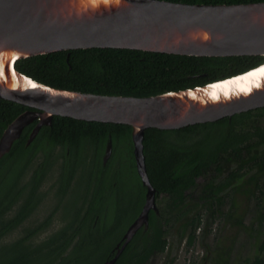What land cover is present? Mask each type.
Masks as SVG:
<instances>
[{
	"label": "trees",
	"instance_id": "trees-1",
	"mask_svg": "<svg viewBox=\"0 0 264 264\" xmlns=\"http://www.w3.org/2000/svg\"><path fill=\"white\" fill-rule=\"evenodd\" d=\"M170 1L231 4L264 0ZM262 63L264 55L198 56L132 48L90 47L20 58L15 67L33 79L56 88L142 97L202 86L244 73ZM26 107L0 97V138L6 127ZM254 116L248 110L178 129L147 128L144 154L151 182L159 191L173 192L177 206L186 200L185 189L194 185L196 176L200 174L216 170V175H213L220 176L230 169L233 162H238L239 170L248 169L246 175L237 173L242 180L255 168L261 169L263 159L258 158L264 156V127ZM30 127H25L11 149L0 157V264H103L113 255L115 242L137 216L145 199L144 186H141L142 190L137 187V192L133 193L135 186L132 188L129 183L131 175L139 179L132 126L55 115L52 123L43 125L27 145ZM172 133L176 134L173 138ZM109 134L113 140V154L104 166L102 155ZM85 146L93 148L91 162L97 169L89 170L88 174L93 177L97 174L100 179L102 175L108 176V164L122 156V171L115 170L112 177L122 176L121 183L126 181L131 186L125 202L122 193L116 189V180L108 182L111 192L122 197V202L116 206L111 225L101 227L103 188H94V191L89 188L85 194L80 192L79 196H84L83 203L76 206L77 212L73 217L68 220L63 217L65 224L61 228L39 242L34 241V237L51 224L54 214L61 208V199L69 195L77 166L86 164ZM57 147L61 149L62 161L58 180L53 186L57 185L55 196L59 201L45 219L25 227L17 239L3 242L4 236L22 226L47 195L48 191H44L42 185L58 159L54 155ZM248 161L254 163L248 165ZM254 174L250 176L255 178ZM91 178H86L88 185L93 181ZM105 181L103 177L102 185ZM106 189L107 196L109 192ZM89 194H92V199L86 197ZM203 199L199 197V201L190 204L189 211L184 215H176V220H185L184 227L191 228L190 243L196 239V229L203 221V215L198 210ZM97 202L100 204L96 205ZM97 214L99 218L94 228ZM260 222L263 235L256 254L248 259L247 264H264V212L260 215ZM149 232L155 236L149 235ZM150 239L155 240L152 242ZM163 244L161 221L151 214L149 230L146 233L136 232L114 264H139L148 259L153 249H161Z\"/></svg>",
	"mask_w": 264,
	"mask_h": 264
},
{
	"label": "water",
	"instance_id": "water-1",
	"mask_svg": "<svg viewBox=\"0 0 264 264\" xmlns=\"http://www.w3.org/2000/svg\"><path fill=\"white\" fill-rule=\"evenodd\" d=\"M90 47L198 56L264 55V1L0 0V97L39 109L23 111L6 127L0 138V157L36 118L27 144L43 125L52 123L54 115L132 126L138 173L148 189L144 207L125 233L124 243L103 263L114 264L137 230L148 225L149 211L156 206V189L144 154L145 130L178 129L264 106V76L255 87H231L224 92L214 86L255 67L202 86L139 97L56 88L15 67L20 58ZM111 153L110 141L105 160Z\"/></svg>",
	"mask_w": 264,
	"mask_h": 264
},
{
	"label": "rangeland",
	"instance_id": "rangeland-1",
	"mask_svg": "<svg viewBox=\"0 0 264 264\" xmlns=\"http://www.w3.org/2000/svg\"><path fill=\"white\" fill-rule=\"evenodd\" d=\"M175 136V133L171 134L172 138ZM119 155L120 154H118V156ZM119 158L121 159L118 160L117 158H115V161H111V164H108L107 166L109 177H106V181L104 182L103 186L106 185L109 193L102 203L103 209L101 210L103 215H101L100 217L101 227L111 225V222L113 221V215L117 210L116 206L118 205V203L122 202V197L118 196L116 193L111 192L108 187V182L115 179L117 182L116 189L118 190V192H120V188H122V176L118 178H115L114 176L112 177L113 170L120 168V171H122V156L120 155ZM57 170L58 166L56 165L53 167L51 173L49 174V177L46 178L45 182L42 185V189L44 191H48L45 199L40 203L35 212L23 223L22 226L4 236L3 242H9L17 239L22 235L23 229L25 227L33 226L36 223L42 221L48 214L50 209L53 207V205L59 201V198L55 195H52L53 192L51 190H48L49 185L57 176ZM262 177L263 176L259 177V183L261 184L264 179ZM81 181L82 182H80L78 187L76 188L72 185L69 195L64 199H61V215L67 220L76 214V206L83 203L82 198L84 196L80 197L79 195L81 193L85 194V192L82 191L85 190L86 186L84 184L85 181L82 179ZM129 183L130 185H132V188L135 186V190L133 192L135 193L138 186L135 175H131V180L129 181ZM93 184L94 186L92 188H95V181H92V185ZM128 186V183L123 184V188H126ZM252 191L255 190L253 189ZM252 191H248V185H243L242 183L241 191H239V194H230L229 200H225L224 204L221 206L219 214H217L215 217H210L207 227V233L203 237V244L200 238V235L204 230L203 227L205 226V224L203 223L201 226L202 228L198 230L199 236L193 247L188 248L185 244V240H180V242H178L174 264H201V257L204 254V249L206 246L211 251H215V257L217 258L215 261L218 260L220 254L223 255L221 257L225 259L223 264H247L248 259H252L256 254L258 243L263 235V225L260 222V215L262 212H264V193L256 190V192L253 194ZM87 197H89V199L93 198L92 194H89V196ZM99 204L100 202H97L96 205ZM204 205L200 209V211H203L202 214L205 222V217L208 216L209 212ZM229 213H231L230 217L228 216ZM64 224V219H61L60 214H56L53 217L49 227L43 233H41V235H37L36 237H34V241H41L46 235L52 233L53 231H56L58 228H60V226L62 227V225ZM1 246L2 245H0V247ZM8 256L9 254H7V257ZM164 259L165 256L159 259V264H163ZM211 261L213 260L209 258L208 264H212Z\"/></svg>",
	"mask_w": 264,
	"mask_h": 264
},
{
	"label": "flooded vegetation",
	"instance_id": "flooded-vegetation-1",
	"mask_svg": "<svg viewBox=\"0 0 264 264\" xmlns=\"http://www.w3.org/2000/svg\"><path fill=\"white\" fill-rule=\"evenodd\" d=\"M23 105H25V104H23ZM25 106H27V107L23 111L28 110V109H33V110L35 109V110L39 111V109H37V108L31 107V106H28V105H25ZM250 111H251V114H255L256 115L254 117L258 120V124H260L261 127H264V122H263L264 121V106H260V107L254 108V109H250ZM38 120L39 119L36 118L31 123L28 124V125H31V127L29 129V132H28L29 136H30L32 130L34 129V127L36 126ZM28 125H26L25 127H27ZM46 125H50V124H46ZM29 136H28V138H29ZM28 138H27V141H28ZM110 141L112 142V153H111L110 157L107 160H105L106 149H107V146H108ZM60 150L61 149H59V147H57L55 149V151H54V155L56 157H58V159L56 160L54 166L57 165L58 166V170H59V165L61 164V161H62V157L60 155ZM263 151H264V149H263ZM93 152H94V150H93L92 147L85 146L84 154H85V156H87V159L85 161L86 164L77 166L76 173H75V179L73 180V186L75 188L78 187L80 182H82L81 179L85 181L84 184H85L86 187H85L84 192L86 190H88L89 188H90V190L94 191V188H92L94 186V184L92 185V181H91V185L90 184L88 185L87 179H86V178L93 177V175L90 176L88 174L89 170H92V169L95 170L96 169V166L94 165L95 163L91 162V158L93 156ZM112 154H113V140L111 138V134H109L108 135V139H107L106 144H105V147H104L103 155H102V164L104 166L107 165V163L110 160ZM261 159H263V163L261 164L262 168L261 169L260 168H255L253 170V172L247 174L246 178H244L242 180H239V177H238L237 173L238 174L241 173V174H245L246 175L245 172L248 169L245 167V168H241L239 170L238 162H233L232 165H230V169L226 170L220 176H215L216 173H217L216 170L213 171V172H209V173L206 172V173H203V174H200V175L196 176L195 184L192 185V186H189L184 191L186 200L184 202H182V203H179L177 206L174 204L173 192L159 191L158 188L151 182L152 185L156 189V192H155V204H156V206L154 208H151L150 211H149L148 225L141 226L137 230V232L140 231L141 233H146L149 230V228H150V215L154 214L161 221V239H163L164 244L161 247V249L160 248L153 249V251L151 252V254L148 257V259L140 261L139 264H159L158 260L161 259L164 256H165V259L163 261V264H174L175 256H176L175 254L177 253V248H178V242H180V240L182 241L184 239L185 240V244H186V246L188 248L193 247L195 242L197 241L198 236H199L198 235V233H199L198 230L202 228L201 227L202 223L205 224V226L203 227L204 230H203L202 234L200 235L201 242L203 244V242H204L203 241V237L207 233V227H208V222L210 220V217L211 216L215 217L217 214H219L221 206L224 204L225 200H229L230 194H233V195L239 194V191H241L242 183H243V185L244 184L248 185V191H250V190L252 191L254 189L255 191H252L253 194L256 192V190H259L261 193H264V179L262 181V184L259 183L260 182L259 177L263 176L262 178H264V156L258 158V160H261ZM248 163H249L248 165H251L254 162L253 161H248ZM115 170L119 171L120 168L115 169ZM115 170H113V172H115ZM136 171L138 173L137 165H136ZM253 173H255L254 174L255 178H252L250 176ZM106 174L109 175L108 171L106 172ZM213 174H215V175H213ZM138 176H139V179H138V177H136L137 185H138L137 187H140V189L142 190L141 186L142 185L144 186L145 199H144V202L141 205V209H140L139 213L134 218V220L138 217V215L141 213V211H142V209L144 207V204H145V201H146V193H147V189H148L147 185H145L143 183L142 178H141L139 173H138ZM103 177L106 178L107 176L102 175L101 179H100L99 176H97V174H96L91 179H93V181H95V183H96L95 188H97V190L103 188L101 197H102V199H105L107 189L105 188V186L103 187V185L101 183V181H103ZM57 180H58V174H57L56 178L52 181V183L48 187V190H51L53 192L52 195H55V187H57V185L53 186V183L56 182ZM124 183H126V181H124L122 184H124ZM249 186H250V188H249ZM130 187L131 186L123 188V186H122V191H120V192H122V197L124 198V202L126 200V193L128 192V188H130ZM120 190H121V188H120ZM244 190H246V189H244ZM199 197H203L204 199L202 201L200 200V204L198 206V210H200L203 207V205L205 204L204 206H206L205 208L208 210L209 213H208V216L205 217V222H204V217H203V221H202L201 225L196 229V239L193 241V243H190L189 242V237H190L191 228L189 226L188 227H184L183 224H184L185 220H183L182 222L176 220V215L180 216V215H184L185 213H187L189 211V209H190V204L196 203L197 200L199 201ZM194 199H195V201H194ZM209 199H213V200L209 201ZM51 210H52V208L50 209V211ZM49 212H48V214H49ZM202 212L203 211H201L200 213L202 214ZM61 213L62 212H61V208H60L54 214V216L56 214H58V215L60 214L61 219L63 220V216L61 215ZM230 215H231V213L228 214L229 217H230ZM45 217H44V219H45ZM98 218H99V214H97L95 219H94V222H93L94 228H96L95 226L97 224ZM133 221L124 230V232L122 233V236L120 237V239L115 242L114 248L112 249V254L113 255L111 257L107 258L106 260L111 259V258H113L115 256V254L118 251V245L121 246L124 243V235L127 232V230L130 227V225L133 223ZM60 228H61V226H60ZM44 231H45V229L42 230L37 235H41V233H43ZM148 234L149 235L151 234L153 237L155 236L154 233H150L149 232ZM150 240L152 242H154L155 239L154 240L150 239ZM125 248L123 249V251L125 250ZM221 256H223V255L219 254L218 260L215 261L217 259L215 257V251H211L206 246L205 249H204V254L201 257V264H208L209 258H211L213 260V261H211L212 264H221V263L223 264L225 259L222 258Z\"/></svg>",
	"mask_w": 264,
	"mask_h": 264
},
{
	"label": "bare ground",
	"instance_id": "bare-ground-1",
	"mask_svg": "<svg viewBox=\"0 0 264 264\" xmlns=\"http://www.w3.org/2000/svg\"><path fill=\"white\" fill-rule=\"evenodd\" d=\"M261 66V67H260ZM258 67H256L257 69H255L254 71L244 75V76H240L234 79H230L227 80L225 82L222 83H218L216 85H214L216 87V89H221L222 91H228L229 88L234 87L235 90H237V88L241 89V88H249V87H255L258 85V83L260 82V80H262V76H264V63L262 65H260Z\"/></svg>",
	"mask_w": 264,
	"mask_h": 264
}]
</instances>
